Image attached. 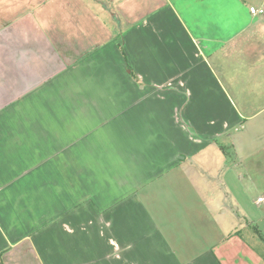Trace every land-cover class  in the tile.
<instances>
[{
    "label": "crops",
    "instance_id": "obj_1",
    "mask_svg": "<svg viewBox=\"0 0 264 264\" xmlns=\"http://www.w3.org/2000/svg\"><path fill=\"white\" fill-rule=\"evenodd\" d=\"M247 8L0 0V264H264Z\"/></svg>",
    "mask_w": 264,
    "mask_h": 264
},
{
    "label": "rangeland",
    "instance_id": "obj_2",
    "mask_svg": "<svg viewBox=\"0 0 264 264\" xmlns=\"http://www.w3.org/2000/svg\"><path fill=\"white\" fill-rule=\"evenodd\" d=\"M244 1H246V5L249 7V5H253V6H257V7H260V6H262L263 8H264V0H244ZM247 10H248V8H247ZM258 19H264V14L262 15V16H259V17H257L255 20H258ZM235 26H236V23H235ZM245 60L246 59H244L243 61H242V63L243 62H245ZM217 70V72H218V76H221V79L223 80L224 79V82H225V84H226V81H227V79H225V77L223 76V74L222 73H220L219 72V68H217L216 69ZM241 70L242 71H246V70H248L246 67H241ZM230 72L231 73H233L232 75H234V73H236V72H240V70H236L235 69V67L234 66H232L231 68H230ZM229 76H231V74L229 73ZM247 77H249V76H247ZM226 80V81H225ZM261 85V83L259 82L258 83V80L257 79H254V80H251V79H245L244 81H242L241 83H238V84H234L233 83V85H230L229 84V87L231 86V87H234V88H237V90H239L240 88H244L245 90L244 91H248V92H251L252 90L251 89H255V90H257V87L258 86H260ZM263 85V84H262ZM240 91V90H239ZM262 100H264V98L262 99ZM262 100H260V99H255V100H252V103L253 104H256V105H260L261 103H263L264 101H262ZM257 192H258V190L257 189H255V190H252V191H249V193H248V197H249V199H250V201H251V199H252V197H254L256 194H257ZM247 193V192H246ZM249 201V202H250ZM258 213H259V210H256ZM261 211V210H260ZM254 236V235H253ZM254 238V237H253ZM254 240H256V241H258L259 240V242L257 243V244H259V246H261V249H262V252L264 253V241L263 240H261V239H254Z\"/></svg>",
    "mask_w": 264,
    "mask_h": 264
},
{
    "label": "built area",
    "instance_id": "obj_3",
    "mask_svg": "<svg viewBox=\"0 0 264 264\" xmlns=\"http://www.w3.org/2000/svg\"><path fill=\"white\" fill-rule=\"evenodd\" d=\"M248 11H249L250 15L254 16V17H259V16H262L264 14V8L262 6L257 7V6L251 5L248 7ZM255 202L257 204L264 205V195L257 196L255 199Z\"/></svg>",
    "mask_w": 264,
    "mask_h": 264
}]
</instances>
